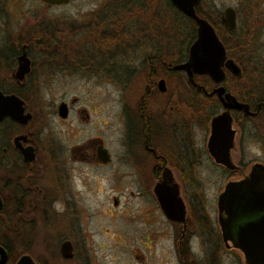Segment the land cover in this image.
Instances as JSON below:
<instances>
[{"label": "flooded vegetation", "instance_id": "obj_1", "mask_svg": "<svg viewBox=\"0 0 264 264\" xmlns=\"http://www.w3.org/2000/svg\"><path fill=\"white\" fill-rule=\"evenodd\" d=\"M193 7L224 48L220 61L223 75L219 80L208 72L173 68L190 59L189 46L199 37L197 22L182 11L190 19L191 39L186 55L172 63L164 57H61L60 61H43L30 57L26 50L29 69L21 78L17 74L18 56L26 43L20 42V36L33 23L9 30L7 45L1 49L5 57H0V90L20 98L23 113L29 117L20 120L10 113L0 117V246L5 252L2 264H17L24 253L38 264H51V249H46L41 260L31 254L32 240L24 238H32L36 222L44 219L52 223L53 217H64V210L53 209L55 204L75 205L82 200L78 181L84 169L95 174L96 181L90 187L93 189L99 172L111 168L114 173L118 163L135 176L139 186L136 195H145V200L154 203L175 226L172 232L178 264H264L259 245V231L264 228L259 223L264 220V161L259 156L244 158L246 140L258 146L264 141V122L260 121L264 116V0H227L219 7L213 0H196ZM226 9L233 13L231 26L225 22ZM17 13L0 0V34L11 21L10 15L14 14V19ZM90 13L84 21L76 19L79 35L92 27L94 18ZM229 60L238 69L229 66ZM58 75L67 78L70 85L75 77L106 84L99 92L106 94L100 100L103 108L107 107L108 119L94 116L103 112L96 104L86 106L80 95L65 92L57 99L52 94L46 97V122L37 119L33 94L40 78L54 83ZM137 77L141 78L139 85L131 90L129 84ZM160 79L164 80L163 88ZM220 86L224 90L218 92L216 88ZM235 101L242 107L233 106ZM0 106L18 108L12 98L1 101ZM225 111L229 120H213ZM59 122L64 125L63 134L54 132ZM100 122L108 134L100 129ZM199 129L203 136L197 141ZM200 150L228 176L217 192L215 215L204 208L203 220L195 218L205 228L197 232L196 222L189 215L192 201L185 198L182 185L184 181L192 185L195 180ZM167 168L185 203L184 221L167 218L154 192ZM79 182L82 185L81 179ZM115 197L118 204L117 195L112 197L113 204ZM62 220L65 223L66 218ZM71 225L72 222L69 229ZM237 243L247 247L249 256Z\"/></svg>", "mask_w": 264, "mask_h": 264}, {"label": "rangeland", "instance_id": "obj_2", "mask_svg": "<svg viewBox=\"0 0 264 264\" xmlns=\"http://www.w3.org/2000/svg\"><path fill=\"white\" fill-rule=\"evenodd\" d=\"M106 1L70 0L68 3L50 5L41 0H5V6L10 7L14 12L18 10V13L14 19H11L14 14L10 15L11 21H8L1 30L0 57H5L1 49L5 47V44L7 45L9 30L18 29L30 22L35 23L38 20L51 17L77 20L83 18L81 21H84L91 11L101 10L99 7ZM213 1L219 7L227 0ZM231 1L236 2L237 0ZM145 3L151 7V12L153 15L155 13V16L158 15V10L162 9L164 12L165 7L167 8L164 0H145ZM153 15H150V19L154 18ZM95 16L102 15L96 14ZM132 25H136L135 18ZM87 30L85 29V32L83 31L84 33L80 34L78 38L83 36L84 39H90L93 35L87 33ZM150 50L149 47L144 46L131 49L128 53L119 54V56L116 51H113L112 57H143ZM43 53V51L33 50L31 54L33 57H38L39 54ZM41 80L42 78H40V85L36 87L33 94L36 102L37 119L42 118L43 122H46L44 114L46 97L52 94L57 99L64 92L69 95H80L86 102V106L96 104L98 110L103 109V112L95 113L94 116L100 117L101 120L108 119L107 107L104 109V104L100 100L104 99L106 94L99 92L106 84L96 83L92 79L87 81L86 78L75 77L72 81L73 84L70 85L68 79L61 75L53 80L54 83L49 80L47 82ZM138 80L141 78L137 77L130 82L131 90L138 87ZM132 82H134L133 85ZM118 109L119 105H117ZM260 121L264 122V116ZM87 125H84L83 133ZM54 129L55 133H64V125L61 122L58 125L55 124ZM100 129L105 130L104 124L101 122ZM79 133V135L83 134ZM105 133L108 134V129L105 130ZM202 136L203 131L199 129L197 141H200ZM263 142H259L261 146H258V143L246 140L244 142V158L249 160L254 156H259V159L264 161ZM112 170L107 168L99 172L98 183L93 186L94 191L90 187H92L91 183L96 181L95 174L87 169L79 174V181L81 179L82 185L78 181V190L82 192V200L75 205L55 204L53 206V209L58 212L65 211V223L62 222V218H64L62 215L57 216V220L54 219L56 217H53L55 221L52 223L43 219L36 222L35 230L37 231L33 233L32 238L30 235L24 238L25 240H29V238L32 240L30 249L33 256L37 255L41 260H44L48 248L52 251L51 264H178L175 237L174 232H172L175 230V226L161 215L154 203L145 200V195H136L139 188L138 183L135 176L131 175L123 164L118 163L114 173ZM195 176L192 185L184 181L182 187L185 198L192 201L189 204L190 219L192 222H196L197 232H201L205 228L203 225L200 227L199 221H196L195 218L203 220L204 208L210 214L215 215L217 192L228 175L211 164L200 150L197 155ZM97 188L98 191L96 192ZM113 195L118 196L117 205L113 204ZM76 197H79V194ZM70 222L73 225H71V229H69ZM62 238L71 239L74 245V255L71 259L64 260L59 254V243ZM193 239L195 242L198 241V237H193Z\"/></svg>", "mask_w": 264, "mask_h": 264}, {"label": "trees", "instance_id": "obj_3", "mask_svg": "<svg viewBox=\"0 0 264 264\" xmlns=\"http://www.w3.org/2000/svg\"><path fill=\"white\" fill-rule=\"evenodd\" d=\"M164 2L167 8L164 12L158 10L155 16L145 0H107L101 6L104 10L90 13L94 18L92 27L86 28L93 35L90 39L78 38L80 29L76 19L51 17L38 20L22 31L20 42L26 43L30 57L33 50L43 51L38 56L43 61H60L61 57H112L113 51L119 56L147 46L151 50L143 57H164L172 63L186 55L191 39L190 19L170 0ZM150 15L154 18L150 19ZM134 18L136 25H132Z\"/></svg>", "mask_w": 264, "mask_h": 264}, {"label": "water", "instance_id": "obj_4", "mask_svg": "<svg viewBox=\"0 0 264 264\" xmlns=\"http://www.w3.org/2000/svg\"><path fill=\"white\" fill-rule=\"evenodd\" d=\"M45 3L52 5H59L69 2L70 0H41ZM173 5H175L180 11L184 14L192 17L198 24L199 37L189 46V57L190 59L185 62H179L173 65V68H181L185 69L188 72L191 70H196L198 72H208L211 74L216 80H219L223 72L220 68V61L224 56V48L222 43L219 41L215 31L212 27L206 22V20L202 17H199L194 11V3L196 0H170ZM230 9H226L225 13L227 14V18L225 22L231 26V23L234 21L233 13L229 11ZM20 57V65L17 70V74L19 77H23L24 73L29 69V59L25 49V46L22 45ZM228 65L233 69H238L237 65L229 60ZM163 79H160L159 84L163 88ZM218 92L223 91V86L216 88ZM228 96V94H226ZM10 98L14 99L18 108L15 110H10L5 107L0 106V117L5 113H10L13 117L18 118L20 120H24L29 117V114L23 113L22 100L13 95H4L0 90V102L3 100L7 102ZM233 106L242 107V104L235 101ZM62 107H60V113ZM228 118L230 119V115L225 111L216 117L213 118L214 121H217L220 118ZM101 152H104V148H102ZM228 159V157H226ZM225 159V160H226ZM229 160V159H228ZM154 192L158 199L159 205L165 216L169 219H178L185 220V203L182 199V196L179 192L178 183L174 180V176L172 175L170 169H166L163 173V178L161 181H158L154 186ZM114 204H117V197L114 198ZM261 226L264 224V220L259 222ZM258 223V224H259ZM248 225V224H247ZM250 227V224L247 226ZM259 245H260V255H264V228L261 227L259 231ZM238 246L242 247L245 250L246 255L249 256V250L245 245L241 243H237ZM60 254L63 258L69 259L73 256V244L69 238H65L60 242L59 247ZM1 258L0 264L5 261V252L2 246H0ZM17 264H38L36 263L30 254L24 253L21 255Z\"/></svg>", "mask_w": 264, "mask_h": 264}]
</instances>
